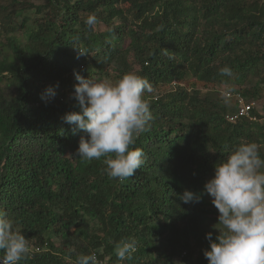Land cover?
Listing matches in <instances>:
<instances>
[{"label":"trees","instance_id":"trees-1","mask_svg":"<svg viewBox=\"0 0 264 264\" xmlns=\"http://www.w3.org/2000/svg\"><path fill=\"white\" fill-rule=\"evenodd\" d=\"M129 72L152 84L153 119L134 146L145 163L120 183L103 158L76 159L83 133L63 118L79 111L75 74L115 82ZM223 86L247 102L264 96V0H0V210L30 241L21 264L91 253L101 264H208L218 210L208 195L178 196L202 192L240 143L264 145L261 123L229 121L238 104ZM131 237L138 251L120 262L115 242Z\"/></svg>","mask_w":264,"mask_h":264},{"label":"clouds","instance_id":"clouds-1","mask_svg":"<svg viewBox=\"0 0 264 264\" xmlns=\"http://www.w3.org/2000/svg\"><path fill=\"white\" fill-rule=\"evenodd\" d=\"M99 20L89 15L85 24L95 30ZM79 50V49H78ZM80 54H85L79 50ZM222 76H232L228 66L219 69ZM78 84L72 98L78 112L67 113L65 123L72 134L80 132L76 159L90 163L103 158L104 174L120 183L132 178L145 163V153L134 147L141 134L151 127L153 119L148 99L152 84L129 72L119 80L85 79L75 74ZM49 88L46 96L54 98ZM45 99V96H42ZM256 142H242L214 167V175L195 193L184 190L178 199L199 203L204 195L218 210V222L212 227L219 233L213 240L206 234L209 249L203 252L208 264H264V156ZM138 251L136 238L115 242L118 261H130ZM32 255L29 239L17 222L0 210V264H21ZM74 264H101L95 253L76 256Z\"/></svg>","mask_w":264,"mask_h":264},{"label":"built area","instance_id":"built-area-1","mask_svg":"<svg viewBox=\"0 0 264 264\" xmlns=\"http://www.w3.org/2000/svg\"><path fill=\"white\" fill-rule=\"evenodd\" d=\"M225 96L227 98L234 97L238 104L237 112L228 117L229 121L235 122L238 119L247 118L251 121H257L264 126V113H260L261 117L252 115V112L256 107L255 102H247L240 94L232 95L230 92H227Z\"/></svg>","mask_w":264,"mask_h":264},{"label":"rangeland","instance_id":"rangeland-1","mask_svg":"<svg viewBox=\"0 0 264 264\" xmlns=\"http://www.w3.org/2000/svg\"><path fill=\"white\" fill-rule=\"evenodd\" d=\"M103 28V27H102ZM186 86V85H185ZM192 84L190 85V83L187 85V88H191ZM170 87L164 89V90H168ZM201 88V87H200ZM203 89V88H202ZM220 93L222 95H226V93L228 92V89L226 86H223V87H219L218 88ZM162 90V92L164 91ZM204 92H206L207 90L203 89ZM256 107L258 109V112L260 113H264V96L261 100H259L258 102H256ZM175 264H183V262L181 261V259H176L175 260Z\"/></svg>","mask_w":264,"mask_h":264}]
</instances>
